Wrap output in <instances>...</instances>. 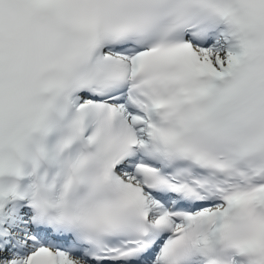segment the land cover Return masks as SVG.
<instances>
[{
	"label": "snow or ice",
	"instance_id": "obj_1",
	"mask_svg": "<svg viewBox=\"0 0 264 264\" xmlns=\"http://www.w3.org/2000/svg\"><path fill=\"white\" fill-rule=\"evenodd\" d=\"M0 264H264V0H0Z\"/></svg>",
	"mask_w": 264,
	"mask_h": 264
}]
</instances>
